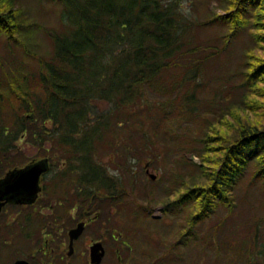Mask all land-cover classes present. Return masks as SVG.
I'll return each mask as SVG.
<instances>
[{
    "label": "trees",
    "instance_id": "obj_1",
    "mask_svg": "<svg viewBox=\"0 0 264 264\" xmlns=\"http://www.w3.org/2000/svg\"><path fill=\"white\" fill-rule=\"evenodd\" d=\"M49 1L60 6L64 28L61 33H45L51 48L44 55L39 45L31 52L24 43L31 32L22 9L14 0H0V174L25 159L22 144H29L50 164L58 159L57 152L67 161L64 169H53V176L61 180L54 184L63 183L69 166L80 182L119 175L99 163L97 153L109 146L116 153L119 131L130 121L138 129L132 143L144 146V151L151 146L155 159L168 155L166 147L153 151V130L165 113L158 108L159 101L150 107L147 93L164 95L162 102L185 103L189 108L180 109L195 113L201 105L196 92L203 90L208 66L246 32L248 44L234 72L237 95L228 103H217L219 112L207 107L213 114L198 120L194 130L189 124L196 118L177 120L187 121L186 132L193 130L190 137L181 136L176 150H181L182 161L196 166V172L169 206L181 203L186 208L188 237L191 228L217 207L230 209L248 170L250 183L259 181L264 187V0H218L219 11L207 10L202 20L191 17L179 0ZM216 27L224 30L217 40H197L195 30ZM16 45L28 56H14L10 62ZM221 97L216 92L213 98L219 102ZM154 109L160 112L154 111L158 115L153 114L144 129L141 121L133 124ZM121 142L126 152L131 143ZM187 153L196 155L199 163L185 158ZM123 156V175L129 177L123 184H135L130 179L135 172L128 165L132 158ZM175 161L177 168L170 167L165 174L170 178L181 175L182 161ZM177 181L165 188L173 190ZM257 227L262 226L255 222L254 232ZM248 238L247 233L235 240L240 243L235 254L243 257L257 247V241L247 244ZM248 255L247 264H252L254 258ZM260 262L256 264H264Z\"/></svg>",
    "mask_w": 264,
    "mask_h": 264
},
{
    "label": "rangeland",
    "instance_id": "obj_2",
    "mask_svg": "<svg viewBox=\"0 0 264 264\" xmlns=\"http://www.w3.org/2000/svg\"><path fill=\"white\" fill-rule=\"evenodd\" d=\"M14 1L16 2V5L19 6L23 11L22 19L24 20V23L30 24V28H28L29 32L31 33L27 35L26 40L24 39V43L26 44L27 49L29 48L30 51L33 52L37 44L39 45L38 47L40 52L46 55L50 51L51 44L50 39L46 37L45 33H61L63 31L62 29L64 28L59 18L60 6L49 0ZM179 4L186 10L189 9V13L192 15L191 17L197 20L204 19L203 17L207 13V10H212L215 12L219 11V9L217 8L218 0H179ZM28 28H26L25 26L26 30ZM222 31H224L222 27H216L207 30L199 29L198 31L195 30L194 32H196L198 36H196L197 40H199L198 38H200L199 41H204L210 39L217 40ZM247 40L248 35L245 32L241 36L238 43L236 41L235 44H232L229 47L228 52H226L227 55L225 54L226 56H220L219 59L213 61L211 65L208 66L207 72L204 76L205 81L202 83L203 90L199 89L196 92V98L200 99L201 105L197 109V111H194L195 113L187 111V109H185V111L180 109L179 106H186L185 103H182L178 106L175 100L173 101V103L162 102L165 98L164 95L147 93V90L146 99L150 107L155 102L159 101V103H157V106L158 108H161L162 113H165L161 115L160 123L156 127H154L153 130V151L162 150L166 147L167 151L170 150L168 155L164 156L163 154H160L159 158L155 159L151 151V146H149L147 151H144V146L132 143L131 141L133 138V132L138 131V129L132 127V123L130 121V125L126 124V130L120 129L119 131L120 135L117 137L119 139V144L117 147L118 151L114 153L112 151L113 146H109L106 150L99 151L97 153V159L99 163L107 166L112 172H117L120 176H122L123 182H128L129 180L128 178H126L127 176L123 175L125 162L123 155H126V160L132 158L131 163H128V165L132 164V170L135 172V178L141 177L136 182V185H144L148 183H156L158 185L157 188H152L151 190L153 198L156 202H160L163 204L166 201H171L173 198H175L176 194L179 195L180 192L183 193L184 187L192 181L191 175L195 174L196 166L187 165L180 159L181 152L179 151L181 150L176 149L177 146H179L181 136L183 137V139H185V135H188L189 132H193V130L196 129L195 124L199 123L198 120H202L203 116L213 114L206 111L207 107H213V112H219V105L217 103H219L220 105L228 103L229 101H232L233 98L237 95L236 92L238 91L233 88V83H235L236 79L234 78V72L236 63L241 56V51L248 44ZM32 44L34 46H32ZM22 49L23 48L21 45L14 46L12 48L13 55L11 56L9 61L11 62L14 56L27 57L28 55L22 53ZM182 91L180 92V96L182 94ZM216 92L218 93V96L222 94L219 102L215 101L213 98ZM175 95L176 93H171V97ZM155 110H157L158 113L160 112L159 109H154L151 112V115L143 112L142 116L144 119L136 118V120L133 121V124L135 125L136 121H141L144 129L148 124L147 121H150V119L153 118V114L156 116L158 115L154 113ZM148 115H150V117H148ZM179 117L181 118L180 121H182V118H184L188 122L191 121V117L196 118L197 121L194 120L192 121L193 123L190 122L189 124L193 130L186 132L185 130H187V121L179 123L177 121ZM122 139L125 140L126 143L127 141L131 143L129 147H125L126 152H123L121 149ZM21 149L22 156L24 155L25 159L16 160L13 165L6 167V169H4V171L0 174V177L3 176L4 172L7 169L13 166H18L23 164V162L36 160L35 158H40L36 147L32 145L22 144ZM182 150H184L185 152L186 147ZM57 156L58 159H56V161L54 160L53 164H51L52 170L48 174L49 177L53 175V169H64L65 165L67 164V161L65 162L63 159H60L62 156L61 152H57ZM185 158L190 159L192 162H195V164L199 163V158L194 154L187 153ZM175 159H177L178 161H182L179 167L181 175L172 178L175 179L174 181L178 180L177 182H174L176 183L175 186L179 187V178L182 179L181 181H183L184 184L182 185V188L179 189L180 191H176V194L174 192L175 195H170L169 193H172L173 190L168 191L165 187L171 184V180L170 177L166 176L165 174L168 172L170 167L174 169L177 168L175 165L177 163ZM147 161H152L149 165L150 174L158 176V179L154 182H149L146 178L147 174L144 169L146 164L149 163ZM1 170L2 168H0V171ZM250 171L251 170H248L246 177L237 185L234 191L233 204L230 209L219 206L215 209V212H213V214H211L209 218L198 224L196 227L191 228V233L183 240L186 242V264H197V262L194 263V257H196L197 261L202 264H216L212 263L213 261H215L213 259H215L216 257L217 259L222 258L218 260V262L220 261L218 264H246L249 257L248 254L252 255L254 258L252 260V264H256L258 261H261L260 263L264 262V187L259 183V181L250 183ZM70 176L74 175L69 173V175L63 179V183H66V181L68 183V178ZM54 181H58V179H54ZM63 183L55 184L56 186L59 185V190L57 188L56 191H59L60 193L66 191V185L64 186ZM138 190L143 191L144 189L139 188ZM162 191H164L167 195H163ZM145 201V199L136 200V202L141 204H145ZM160 205L161 204L153 209L152 213L159 215L161 213ZM135 207L136 205H130L129 207L127 206L123 208L121 216L123 218V227L135 226V228L140 229L138 235L132 237L131 239L138 241H142L144 239H149L151 241L162 240L163 242L167 243H173L174 239H177V232L180 229L177 223L179 220H181L180 213L179 215L178 213H176V216L171 217L168 224H161L159 223V221H153V219L149 217L138 219L132 212ZM176 210L178 212V207H176ZM186 217V208L184 207L182 223L184 222V219H186ZM2 219L3 218L1 215L0 227H3ZM255 222L260 223V225L262 226L257 227L256 232H254ZM187 228L188 227H186V232ZM247 233L249 237L247 244H252L253 242L255 244V241H257L256 244L258 245L254 250H248L245 256L240 257L233 251V249L239 250L237 248L240 243L236 242L235 240L243 235H247ZM144 234H147V236L144 237ZM254 235L258 236V238L249 241L250 237L251 239H253ZM215 247H218L217 251L215 250ZM257 253H260L259 257H257Z\"/></svg>",
    "mask_w": 264,
    "mask_h": 264
},
{
    "label": "flooded vegetation",
    "instance_id": "obj_3",
    "mask_svg": "<svg viewBox=\"0 0 264 264\" xmlns=\"http://www.w3.org/2000/svg\"><path fill=\"white\" fill-rule=\"evenodd\" d=\"M34 162L36 160H29L13 166L5 174ZM149 165L144 169L146 178L154 182L158 176L150 175ZM51 168L48 162L47 170L40 175V190L36 195L29 197L22 192L14 199L5 200L0 210L3 218L0 264H186L184 207L180 203L177 212L176 205L169 206L177 200L176 191L184 184L181 178L179 187L174 186L169 193L175 192L176 197L162 204L156 202L151 193L152 188L158 187L156 183L123 184L122 176L114 174L81 182L70 176L66 191L60 193L56 191L59 185L53 183L57 177L48 176ZM69 173L72 174L70 166ZM140 178L130 179L138 181ZM123 188L128 190L123 191ZM139 188L144 190L139 191ZM137 199H145V204L136 202ZM159 204L161 213H152ZM130 205H136L132 212L138 219L149 217L161 224H168L171 217L180 213L177 239L173 243L131 239L140 229L123 227L121 217L122 209ZM194 259V263L202 264ZM219 259L216 257L212 263L218 264Z\"/></svg>",
    "mask_w": 264,
    "mask_h": 264
},
{
    "label": "water",
    "instance_id": "obj_4",
    "mask_svg": "<svg viewBox=\"0 0 264 264\" xmlns=\"http://www.w3.org/2000/svg\"><path fill=\"white\" fill-rule=\"evenodd\" d=\"M47 168L48 161L45 158L24 168L13 169L6 172L5 176L0 178V210L5 200L14 199L22 192L27 193L29 197L36 195L40 190V175L45 172ZM150 175L155 176L154 174ZM77 227H80V224L77 225Z\"/></svg>",
    "mask_w": 264,
    "mask_h": 264
}]
</instances>
